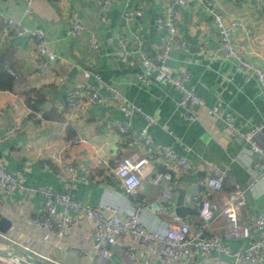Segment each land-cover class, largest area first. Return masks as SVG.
<instances>
[{"label":"crops","instance_id":"obj_1","mask_svg":"<svg viewBox=\"0 0 264 264\" xmlns=\"http://www.w3.org/2000/svg\"><path fill=\"white\" fill-rule=\"evenodd\" d=\"M111 9L106 14L98 10L96 0H37L29 15H24L25 0H0V74L16 73L12 89L0 90V135L8 130L17 133L0 140V165L9 174L21 172L26 176V185L36 190L63 192V184L57 172L56 154L63 144L74 136L86 143L67 151V159L76 167L78 181L71 198L79 204L97 206L111 203L128 208L133 202H144L147 212L142 221L148 228L163 229L161 221L174 215L155 214L149 204L158 202L162 186L142 184L134 195H126L115 183L114 169L124 156L119 147L120 135L115 123L124 121L116 100L110 92L91 75L98 74L101 80L115 88L121 96L153 116L156 125L149 128V135L159 145L169 146L172 151L184 156L192 165L176 184L185 189L190 185L202 187L201 191L215 211V220L206 236H221L225 219L221 214V198L233 193L236 183L245 192V200L239 208L241 222L247 215L264 214V175L252 167L249 144L230 138L222 119L212 118L207 110L213 106L234 116V126L241 132L259 129L264 142V97L261 85L249 75L236 69L235 63L226 60L220 53V39L212 17L196 0H185L178 7L176 0H111ZM216 4L226 23L237 25L234 41L243 58L264 71V0H210ZM178 10V38L183 47L170 50L166 66L171 74H190L188 86L204 100V106L194 108L197 120L184 119V109L179 106L180 94L169 84H145L137 79L143 69L139 55L145 52L156 58L165 38L156 20L167 8ZM133 12L128 21L126 12ZM76 14L82 20L84 32L80 37H68V18ZM8 20L20 22L29 29L43 32L51 49L56 54V64L47 76L35 70V44L27 37H12L4 40ZM118 36H124L129 56L125 63L113 58ZM95 37L99 49L94 51L90 38ZM11 77V75H9ZM89 86L95 87L102 103L85 105L86 120L68 108L66 97L73 94L79 102H85ZM33 111L42 115L41 121L31 120ZM136 130L144 120L136 115L131 118ZM42 154V155H41ZM101 159L98 164L96 160ZM49 163L51 170H43ZM217 166L225 174L223 191L208 192L203 188L206 177L204 165ZM17 205L10 219L17 222L14 231L6 238L30 245L46 254L51 261H43L20 247L11 246L9 239L0 237V248L5 251H20L46 264H141L143 251H138L135 262L117 250L109 260L84 257L70 250V243L83 241L89 244L90 227L78 222L75 235L68 232L62 247L54 245L56 238L36 233L30 227L27 211L37 212L43 205L39 193L31 196L14 194L11 198ZM10 199V200H11ZM26 205V204H25ZM58 213L60 208L57 207ZM192 225L197 216H192ZM2 233V232H1ZM230 250L246 246L243 240H222ZM11 246V247H10ZM13 248V249H11ZM11 249V250H10ZM197 260L203 254L195 252ZM220 264H236L232 258L220 253L213 255ZM0 264H12L0 259Z\"/></svg>","mask_w":264,"mask_h":264},{"label":"built area","instance_id":"obj_2","mask_svg":"<svg viewBox=\"0 0 264 264\" xmlns=\"http://www.w3.org/2000/svg\"><path fill=\"white\" fill-rule=\"evenodd\" d=\"M36 1L25 0L24 15H29ZM96 1L101 14H106L111 9V0ZM196 1L212 17L220 39L221 56L226 60L233 61L239 72L253 77L261 85L264 97V71L243 58L234 41L237 25L234 22L226 23L216 4L212 1ZM175 2L178 7L186 5L185 0H176ZM132 17L133 12L131 11L124 14L125 20L129 21ZM178 18V10L172 7L167 8L157 18V27L165 31L166 35L156 58L151 59L145 52L140 53L139 62L143 69L137 74V79L145 84L156 82L172 86L180 94L179 106L184 109V119L194 122L197 120V115L193 109L203 107L204 100L188 86L189 73L180 72L173 75L166 66L170 50L185 45V42L178 38ZM84 29L80 17L71 14L68 18L66 35L77 38L81 36ZM12 37H27L33 40L36 54L35 70L42 76H47L52 72L57 60L56 54L41 30L29 29L18 21L8 20L5 24L4 40ZM89 41L91 48L97 51L99 49L97 38L91 37ZM112 55L119 63L127 61L129 51L124 36L117 37ZM9 75L15 79L19 77L10 71ZM91 75L97 84L110 92L124 118V121L114 124L115 130L120 135L119 147L127 153L119 160L114 169L115 183L126 195L131 196L142 184L162 186L159 201L151 203L149 206L155 214L171 213L175 209L177 198L174 186L192 169V165L184 156L175 154L169 146L156 144L152 140L148 132L150 127L156 125L153 116L146 114L140 107L121 96L115 88L104 83L98 74L92 73ZM102 101L93 86L88 87L85 102L77 101L73 94L66 97L67 107L74 110L81 121L86 120V104H100ZM207 112L212 118L223 120L224 128L230 138L249 144L250 154H256L251 160L252 167L264 175V142L259 129L255 128L249 132H241L236 129L233 123V114L225 112L221 106H213ZM31 113V120H42V115L39 112ZM136 115L144 120V125L139 130H136L131 122V118ZM16 133L15 129L8 130L3 136L0 135V140ZM83 143H86L84 138L74 136L67 140L56 154L55 171L63 184L61 193L30 188L26 185V176L23 173L9 174L0 165V217L9 222L6 232H0V237L6 238L7 232L17 228V222H13L9 216L14 209H17L16 203L11 199L12 196L14 194L31 196L39 193L43 199V205L39 211H29V205L22 204L23 211L28 212L31 229L36 233H43L46 237H55L54 245L61 248L66 233L72 232L75 235L78 222L81 220L86 222L90 227L89 244L87 245L83 241H74L72 245L71 243L69 245L70 250L79 256L109 260L112 251L117 249L130 262H135L138 251L141 250L144 254L141 264H220L213 257L215 253H220L232 258L236 264H264V214H249L243 222L240 221L238 211L244 204L245 192L236 183L233 185V193L220 200L221 214L225 219V227L221 236H206L216 215L202 192H195L190 198L192 207L197 211V223L193 224V230L189 224L176 216L161 221L163 224L161 230L148 228L142 221V215L147 212V205L144 202H133L128 208H122L108 202L91 206L74 201L71 198V192L78 181L77 170L67 159L66 154L72 147ZM96 162L100 164L102 160L98 159ZM42 168L46 171L51 170L52 166L46 162L42 164ZM204 168L206 177L203 188L208 192H222L224 172L217 166L208 163L204 165ZM57 207L60 208V213H58ZM222 240H243L246 246L230 250ZM8 241L12 247H20L25 253L32 254L40 260L51 261L46 254L35 250L28 244L13 239ZM196 251L203 254L202 260L196 259ZM8 252H12V250Z\"/></svg>","mask_w":264,"mask_h":264},{"label":"water","instance_id":"obj_3","mask_svg":"<svg viewBox=\"0 0 264 264\" xmlns=\"http://www.w3.org/2000/svg\"><path fill=\"white\" fill-rule=\"evenodd\" d=\"M202 187H197L195 185H190L185 189L177 188V198L175 203L174 215L187 224H189L191 230H193L192 225V216L197 215V211L192 207L190 202L191 195L196 191H201ZM9 227V222L0 217V232H6L7 228ZM0 259H4L6 261L11 262L12 264H46L41 262L38 259L31 258L20 251H13L8 252L5 250L0 249Z\"/></svg>","mask_w":264,"mask_h":264},{"label":"trees","instance_id":"obj_4","mask_svg":"<svg viewBox=\"0 0 264 264\" xmlns=\"http://www.w3.org/2000/svg\"><path fill=\"white\" fill-rule=\"evenodd\" d=\"M13 79L7 73L0 74V90H8L12 89Z\"/></svg>","mask_w":264,"mask_h":264}]
</instances>
